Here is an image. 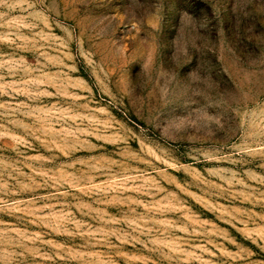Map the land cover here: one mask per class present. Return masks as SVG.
Listing matches in <instances>:
<instances>
[{"label": "rangeland", "instance_id": "1", "mask_svg": "<svg viewBox=\"0 0 264 264\" xmlns=\"http://www.w3.org/2000/svg\"><path fill=\"white\" fill-rule=\"evenodd\" d=\"M0 264H264V0H0Z\"/></svg>", "mask_w": 264, "mask_h": 264}]
</instances>
